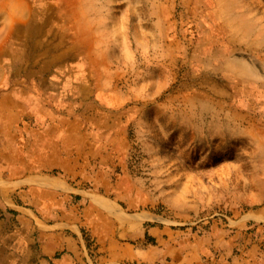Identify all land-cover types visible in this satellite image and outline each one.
<instances>
[{"label":"rangeland","instance_id":"374dc122","mask_svg":"<svg viewBox=\"0 0 264 264\" xmlns=\"http://www.w3.org/2000/svg\"><path fill=\"white\" fill-rule=\"evenodd\" d=\"M0 33L66 50L131 209L264 264V0H0Z\"/></svg>","mask_w":264,"mask_h":264},{"label":"crops","instance_id":"0c3cea01","mask_svg":"<svg viewBox=\"0 0 264 264\" xmlns=\"http://www.w3.org/2000/svg\"><path fill=\"white\" fill-rule=\"evenodd\" d=\"M15 34L0 33V260L216 264L213 240L129 207L116 174L122 160L103 140L119 141L122 129L106 126L103 112L88 113L86 81L61 78L60 70L72 73L66 50L55 56L40 33ZM254 252L217 264H253Z\"/></svg>","mask_w":264,"mask_h":264},{"label":"bare ground","instance_id":"6f19581e","mask_svg":"<svg viewBox=\"0 0 264 264\" xmlns=\"http://www.w3.org/2000/svg\"><path fill=\"white\" fill-rule=\"evenodd\" d=\"M228 10H229V9H228ZM230 13H231V12H230ZM227 14H228V13H227ZM231 16H232V14H231ZM234 18H235V17H234ZM234 18H233V19H234ZM216 19H217V18H216ZM216 19H215V20H216ZM236 21H237V20H236ZM234 22H235V21H234ZM239 22H240V21H239ZM241 23H242V22H241ZM236 24H237V23H236ZM243 24H244V23H243ZM237 25H238V24H237ZM228 26H229V25H228ZM232 27H233V26H232ZM224 28H225V27H224ZM246 28H247V27H246ZM227 29H228V28H227ZM223 30H224V29H223ZM246 30H247V29H246ZM246 30H245V31H246ZM241 31H243V29H242ZM222 32H223V31H222ZM246 32H247V31H246ZM247 34H248V33H247ZM245 35H246V34H245ZM232 41H233V40H232ZM244 41H245V40H244ZM74 107H75V106H74Z\"/></svg>","mask_w":264,"mask_h":264}]
</instances>
